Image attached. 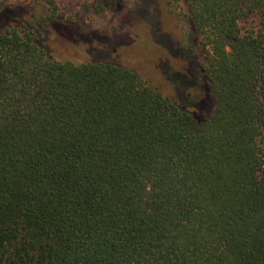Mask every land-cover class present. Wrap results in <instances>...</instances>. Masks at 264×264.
<instances>
[{
  "label": "trees",
  "instance_id": "1",
  "mask_svg": "<svg viewBox=\"0 0 264 264\" xmlns=\"http://www.w3.org/2000/svg\"><path fill=\"white\" fill-rule=\"evenodd\" d=\"M165 1L204 53V122L0 32V264H264V0Z\"/></svg>",
  "mask_w": 264,
  "mask_h": 264
},
{
  "label": "rangeland",
  "instance_id": "2",
  "mask_svg": "<svg viewBox=\"0 0 264 264\" xmlns=\"http://www.w3.org/2000/svg\"><path fill=\"white\" fill-rule=\"evenodd\" d=\"M21 1L0 10V32H31L58 61L109 62L136 73L198 122L213 115L215 98L199 67L204 53L184 14L165 0H61L57 16Z\"/></svg>",
  "mask_w": 264,
  "mask_h": 264
}]
</instances>
